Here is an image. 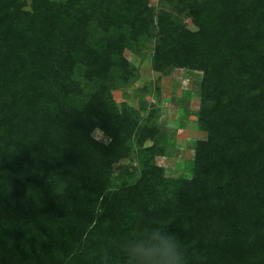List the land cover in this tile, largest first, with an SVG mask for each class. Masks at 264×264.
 <instances>
[{
    "label": "trees",
    "instance_id": "obj_1",
    "mask_svg": "<svg viewBox=\"0 0 264 264\" xmlns=\"http://www.w3.org/2000/svg\"><path fill=\"white\" fill-rule=\"evenodd\" d=\"M147 43L200 75L189 178L157 108L112 97ZM162 219L188 264H264V0H0V264H124Z\"/></svg>",
    "mask_w": 264,
    "mask_h": 264
},
{
    "label": "rangeland",
    "instance_id": "obj_2",
    "mask_svg": "<svg viewBox=\"0 0 264 264\" xmlns=\"http://www.w3.org/2000/svg\"><path fill=\"white\" fill-rule=\"evenodd\" d=\"M150 2L156 5L157 0ZM184 22L193 29L188 20ZM150 45L147 43L139 56L125 52V57L137 69L138 78L128 86L114 90L112 97L117 105L124 103L138 109L146 103L157 108L158 123L169 139V145L166 156L158 157L156 163L169 177L189 178L194 143L205 137L196 125L200 75L182 70H173L166 76L153 72ZM99 135L96 133V137ZM123 164L134 167L136 160L132 157Z\"/></svg>",
    "mask_w": 264,
    "mask_h": 264
},
{
    "label": "clouds",
    "instance_id": "obj_3",
    "mask_svg": "<svg viewBox=\"0 0 264 264\" xmlns=\"http://www.w3.org/2000/svg\"><path fill=\"white\" fill-rule=\"evenodd\" d=\"M166 220L145 223L113 242L123 254L124 264H188V254ZM102 264H113L105 254Z\"/></svg>",
    "mask_w": 264,
    "mask_h": 264
}]
</instances>
